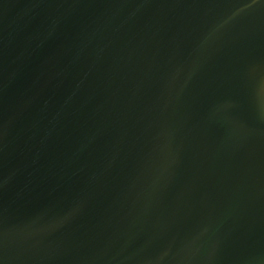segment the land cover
<instances>
[{"label": "water", "instance_id": "water-1", "mask_svg": "<svg viewBox=\"0 0 264 264\" xmlns=\"http://www.w3.org/2000/svg\"><path fill=\"white\" fill-rule=\"evenodd\" d=\"M0 264H264V0H0Z\"/></svg>", "mask_w": 264, "mask_h": 264}]
</instances>
